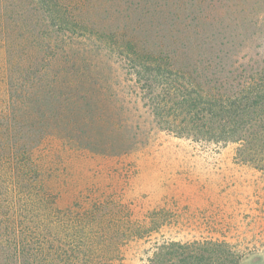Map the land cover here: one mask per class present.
I'll use <instances>...</instances> for the list:
<instances>
[{
  "label": "trees",
  "instance_id": "1",
  "mask_svg": "<svg viewBox=\"0 0 264 264\" xmlns=\"http://www.w3.org/2000/svg\"><path fill=\"white\" fill-rule=\"evenodd\" d=\"M258 238L264 0H0V264H242Z\"/></svg>",
  "mask_w": 264,
  "mask_h": 264
},
{
  "label": "rangeland",
  "instance_id": "2",
  "mask_svg": "<svg viewBox=\"0 0 264 264\" xmlns=\"http://www.w3.org/2000/svg\"><path fill=\"white\" fill-rule=\"evenodd\" d=\"M115 73L117 74L118 82H120V96L123 98L125 106H126V116L129 119L130 123L134 126L138 127L139 136L141 138H150L151 141L156 139V135H163V132L158 128V124L155 120L153 112L151 108L145 104L142 98L137 94L136 91V83L135 80L128 79L129 77L126 76V71L118 65H114ZM137 129V128H136ZM150 136V137H149ZM165 136V135H164ZM235 148H230L227 152L228 157H231ZM77 153V150H75ZM65 152H63L64 154ZM96 156H92L88 158L87 161H81L78 163L76 156H74V150L66 151L63 156V160L65 162L63 165H66L67 173H71L74 175V170L77 167H82L84 164L87 167H100L102 165V156L95 158ZM81 165V166H80ZM73 170V171H72ZM250 171H253L252 169ZM66 174H62L64 176ZM251 176V175H250ZM65 177V176H64ZM69 178V177H67ZM66 178V179H67ZM64 178L60 179L56 186L61 185V181ZM71 179V178H70ZM61 182V183H60ZM72 184V183H71ZM67 196L65 195L64 199L61 200L62 204L64 202H68ZM175 226L165 228L161 230V233L179 238L182 236V233H177L179 231L176 229ZM160 240L158 236L154 240ZM244 247L246 249V255L242 260V264H264V238L256 239V240H246L244 241ZM242 244V245H243ZM241 246V245H240Z\"/></svg>",
  "mask_w": 264,
  "mask_h": 264
}]
</instances>
